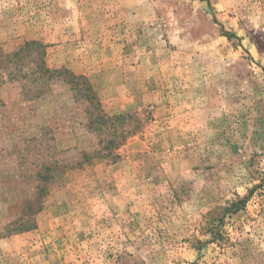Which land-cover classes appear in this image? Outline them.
<instances>
[{"label":"rangeland","instance_id":"rangeland-1","mask_svg":"<svg viewBox=\"0 0 264 264\" xmlns=\"http://www.w3.org/2000/svg\"><path fill=\"white\" fill-rule=\"evenodd\" d=\"M0 264H264V0H0Z\"/></svg>","mask_w":264,"mask_h":264},{"label":"trees","instance_id":"trees-1","mask_svg":"<svg viewBox=\"0 0 264 264\" xmlns=\"http://www.w3.org/2000/svg\"><path fill=\"white\" fill-rule=\"evenodd\" d=\"M229 35L231 36L232 34H230L229 33ZM66 73H68V72H66ZM69 75H70V72H69ZM69 75L67 74V79H69L68 81L70 82V83H73L74 81L73 80H70V79H72V78H69ZM70 76H72V75H70ZM73 77V79H76V77H74V76H72ZM78 88V87H77ZM83 88H79V91L77 92V94L79 95L81 92H83ZM84 91H87V92H84V96H86V97H88V98H90L89 97V95H90V93H92V90L90 91V88H85V90ZM93 97H94V91H93ZM89 100H91V98L89 99ZM96 108H98V107H96ZM95 108V109H96ZM89 111V113H90V115H93L94 113H93V110L92 111H90V110H88ZM103 119H104V116H100V117H97L96 119H94L96 122H99V123H102V121H103Z\"/></svg>","mask_w":264,"mask_h":264}]
</instances>
